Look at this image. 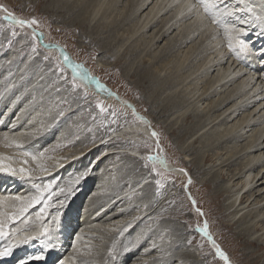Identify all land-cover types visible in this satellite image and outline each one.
<instances>
[{"label": "rangeland", "instance_id": "1", "mask_svg": "<svg viewBox=\"0 0 264 264\" xmlns=\"http://www.w3.org/2000/svg\"><path fill=\"white\" fill-rule=\"evenodd\" d=\"M65 1L66 4L60 7L62 11L58 12L52 10L50 0H0V5L17 18L26 20L35 18L38 23L31 26L41 32L43 42L62 47L76 62L83 65L94 78L96 77L104 85H108L125 102H120L111 93L99 92L94 88L93 85L95 84L84 85L76 75L75 77L70 72L68 65L62 61L54 49L45 48L40 43L37 34V38L33 39L34 31L32 28L12 25L4 19L7 12L0 10V81H5L6 78L10 77L9 74L14 73L15 76L10 78V84L4 93L10 88L12 92L9 101L10 103L17 102L11 108V112L7 114L8 120L14 117L16 109L19 108V111L21 109L20 124L21 126L24 124L22 126L24 132H20L25 134L26 132L47 131L46 137L38 142H36L37 139H34L33 142L29 143L30 145L20 144L22 147L16 149L18 151L17 156L18 159L19 157L22 158L25 163L21 161L18 164L21 163L22 169L27 171L34 165L33 168L35 171L38 170V174L50 163H56L57 160L54 161V159H60L64 155L62 152L68 151V155L77 149H82L86 153L85 156H82L86 159L85 162L80 161L76 167L74 166L76 164L68 165L61 172L58 171L60 168L58 170L53 169L47 177L41 178L36 186H30L25 192H22V186L19 187L21 190H15L14 193H11L10 188L6 190L7 192L10 191L9 194H13L12 196L18 195L27 202H32L36 197L40 198L39 203L32 202V205L27 208L28 211L30 210L28 216L33 214L37 216L31 220L29 225L38 224L43 218L45 220V217L50 215L51 207L54 209L52 212L55 214L51 215L54 219L62 216L59 217V221H63L65 214L76 209L75 214L73 216L70 214L68 218V222L71 221L73 225L68 224L67 236L71 233L72 235L67 241L64 253L71 251L70 249L73 247L71 241L85 227L83 226V222H85L86 230L93 227L101 232L98 233L99 239L91 240L90 238L88 241L91 242L83 243L84 246L89 245V250H82L87 251V256L96 253L100 255V253L105 252L112 241L114 242V239L120 237V230L128 227L125 233L126 240L128 238L127 242H131V239L135 237H139V240L142 239L141 242L144 241V238L146 240L139 245L138 249L135 250L136 252L132 253L131 259L121 261L119 264H142L144 257L147 259L144 264H148V262L149 264H156L157 261L161 262L159 261L160 258H164L162 260L165 264H225V261L216 253L217 246L228 257V264H263L264 247L260 248L257 244L250 245L247 239L245 240L246 235L242 237L238 234L247 223L239 224V221L234 223L237 218L232 219L228 215L227 200L225 199L227 193L224 191L231 182L221 179L223 174L224 176L225 174L229 175L231 170L237 172V168L243 160H238L230 168L226 165L215 166L219 163V161L214 163L217 158L225 159L231 155L230 151H232L231 148L212 149L213 145L221 140V134L217 130L213 131V127L212 130H208V134L201 137L200 134H197L194 139H187L188 127L196 123L198 117L195 118L194 116L199 109L195 110L191 104L182 109L185 110L182 116L176 118L177 113H175L166 119V116L162 115L161 109L170 95L165 97L163 102L161 100L167 91L158 99L156 96L150 95L151 89L144 83V79H140L138 73L144 70V67L151 66L154 72L159 74L158 79L160 81L168 79L177 86L176 89L175 87L171 89V100H179L185 105L188 103L185 100H187L194 85L188 84L191 77L184 82L185 84L183 82L177 83L176 80L184 77V74H190L197 68L201 62V60H197L200 55L196 59L192 61L188 59L183 65H180L179 54L183 55L190 48L185 47L177 50L174 47L175 49L173 48L163 59L162 65L166 64L165 69L158 73L159 67L152 66L155 57L162 56L163 53L160 51L167 48L168 43L172 46L173 41L169 42V40L164 39L152 51L156 45L151 48L149 47L151 44L148 46V35H150L151 30L147 32L145 30L138 31L136 34H132V30L138 26L135 20L122 21L118 25L120 29L116 33L113 26L120 19L114 23L110 22V24H106L101 19L89 23L87 20L81 22L82 18L88 15L91 8L90 4L94 0H88L86 5L72 16H67L68 12L65 13V10L71 9L76 3L79 4L86 0ZM140 1L142 0H124L126 7L123 8V12H127V4L139 3ZM121 4L124 7L123 2H119L118 5L121 6ZM114 9L115 7H111L108 12H113ZM167 17L168 15L164 16V19ZM192 21L195 24L197 22L193 17L186 20L184 24H181L182 21L178 22V24L180 23L178 39L182 38L183 32L186 33L198 27L195 24L193 26ZM160 24H157L155 30L159 28ZM203 27L204 24L202 23V26L194 31L193 36L203 31ZM13 31L17 33L16 36L12 35ZM173 33L172 35H174ZM131 34L133 36H130ZM250 36L248 34L247 38ZM202 39L204 36L198 34L194 43L191 42L188 46L193 44V48H195ZM117 43L122 45L119 50L114 47ZM33 44L36 45V51H33ZM256 46L259 47L260 45L256 44ZM207 48L209 47L199 46L197 51L201 49L204 51ZM180 50L182 52H179ZM198 73L200 72L198 71ZM206 75L198 81V83L200 82L199 86L206 85L209 73ZM73 84L78 87H74ZM178 84L180 85L178 86ZM232 87L230 86L226 92L230 91ZM202 90L203 88H201ZM219 101L220 99L216 96L206 107L204 105L203 113L206 114L207 112V114L203 119H206L210 114L208 112L209 107ZM211 103L212 105H210ZM130 105L135 108L137 113L150 121L148 123L157 133L158 141L153 142L148 136L135 132H133L135 135L126 134L111 138V134L116 130L127 124L138 122L129 107ZM5 107H8V104L2 106L0 116L5 113ZM101 108L104 110L101 111ZM31 111L32 113L36 111L35 113L38 114L36 119L38 124H34L32 128H30L28 121L25 122V119L33 116ZM254 131L253 134L256 133V130ZM62 136L63 138H61ZM197 138L199 139L194 141ZM61 140L63 141L61 142ZM93 144H96V148L91 151L89 146ZM187 145H189L190 150L188 156H185L183 150ZM46 148L50 151L44 153ZM29 149L30 155L24 156L25 151L27 152ZM129 149L137 150L139 157H132L125 152H120ZM22 150H24V155ZM57 153L61 155L58 157ZM149 157H153V159H149ZM161 159L170 165L167 167L169 169L163 168ZM115 164L117 167L112 169L111 167ZM170 167L176 170H171ZM209 169L211 170L209 171ZM216 174L218 175L217 183L211 185L209 182L212 181V176ZM26 175L30 177L28 174ZM41 175L44 174H39V176ZM31 176H33L32 173ZM63 181L62 189L59 184ZM99 181L103 183H99ZM129 186L135 188L127 190L131 188ZM96 189L100 190V193H96L98 191ZM58 190L62 191L57 193ZM117 192H122L120 197L118 196V199L113 198ZM74 199L75 203L73 202ZM101 200H104L105 203L109 200L112 201L109 202L107 209L100 210L99 213L95 212L99 208H103L104 201ZM55 202H58L56 206ZM71 204L73 205L72 208ZM118 211L120 212L119 214L116 213L117 216L114 214L111 218H106L107 214ZM0 212H3V209H0ZM94 212L96 215L90 217L89 215ZM142 212L144 214H141ZM3 216L5 217L4 214ZM21 219L24 218L14 219L15 224L19 223ZM205 223L207 224L206 233L200 231L201 228L205 227ZM252 224L253 222L250 225ZM148 232H151L149 236H147ZM156 241H159V245H163L160 252L142 254V249L151 246V244L156 248L158 245L154 244ZM261 242L264 244V240ZM105 257L107 259V256ZM112 257H114L113 264H117L119 258H115V255L111 254L109 260ZM168 257H170V261ZM178 260L182 261L178 262Z\"/></svg>", "mask_w": 264, "mask_h": 264}, {"label": "bare ground", "instance_id": "2", "mask_svg": "<svg viewBox=\"0 0 264 264\" xmlns=\"http://www.w3.org/2000/svg\"><path fill=\"white\" fill-rule=\"evenodd\" d=\"M87 2L88 0L80 2L79 4L76 3V5L71 9L65 10V13L68 12L66 15L72 16L74 13L83 8ZM119 2H123L124 7L122 4L121 6L118 5ZM125 3L126 2H124V0H94V2L90 4L91 8L88 15L84 16L81 22H83V20H87V23H89L91 21H98L101 19L104 20L106 24H110V22L114 23V21L117 22L120 19V21L113 26L116 33H118L117 31L120 29L118 25L121 24L122 21L135 20L138 26L135 30H132V34L134 35L138 31L140 32L145 30L147 32L148 30H151L150 35H148L149 41H147L148 46L151 44V46H149L150 48L153 45H156V47L153 48L152 51H154L159 46V43L164 39L169 40V42L173 41L172 46L170 45V43H168L167 48H163L160 51L163 53L162 56L155 57L152 66L159 67L158 73L159 71L161 72L162 69H165L166 64L162 65L163 59H165L164 57L174 47L177 50L185 47L188 49L190 48L183 55L179 54L178 61L180 62V65H183L188 59L192 61L196 59L198 55H200L197 60H201V62L197 65V68L190 74H184V77L176 80L177 83H184L191 77L188 80V84L194 85L192 91L187 97V100H185L188 101V103L185 105L180 103L181 101L179 102V100H171V89H173L174 87L176 89L177 86L174 85L175 83H171V81L168 79H161L162 81H160L158 79L159 74H157V72H154L151 66L144 67V70L139 71L138 73L140 79H144V83H146L147 86H149V89H151L150 95H152L153 97L156 96V99L160 98V96H162L166 91L167 93H169H166L164 98L161 100L163 102L165 100V97L170 95L164 107H162L161 109L162 115L166 116V119H168V117L174 115L175 113H177L176 118L182 116L185 111L182 109H185V107L187 108L188 105L191 104L193 107H195V110L199 109L194 116L195 118L198 117L196 123L188 127L187 132H189V135L187 139L192 140L197 134H200V137L208 134V130H212L213 127V131L217 130V132L221 134V140H218L219 142L213 145L212 149L220 150L231 148L232 151H230L231 155L229 157H226L225 159L217 158V161L214 163H217L218 161L219 163H217L215 166L226 165L230 168V166L234 165L238 160H243L241 164L239 162L240 165L237 168V172H233L231 170L229 175L225 174L224 176L223 174L221 176L222 180L226 179L227 182H231V184L224 191L227 193L225 199L227 200L228 215L232 219L237 218L236 222L234 223H237V221H239V224L247 223L245 228H242L241 231L238 232L239 236L242 235V237H245L246 235L247 238L245 237V240L247 239V242L250 245L257 244L260 248L264 247L263 242H261L264 240V0H203V2H201V0H142L139 3L132 2L130 4H127V12H123V8L126 7ZM50 4L52 10L58 12L62 11L60 7L65 5L66 1L50 0ZM205 6H207L208 8L207 12H205L204 10ZM111 7H115L114 11L108 12ZM227 13H231V15H228ZM166 15H168V17L164 19V16ZM192 17L197 21L196 24L194 23V21H192V25H197L198 27L186 33L183 32L181 36L182 38L178 39L177 36L180 35V30L178 28L180 23L178 24V22L182 21L181 24H184L186 20H190ZM158 23L161 24L159 28L155 30ZM202 23L204 24L203 31H200L193 36L194 31L198 30L199 27L202 26ZM178 31L179 33H177ZM172 33L174 35H172ZM238 33L240 34L239 39H242L247 45V50L244 52L240 51L239 44L237 43ZM132 34L130 36H133ZM198 34L204 36V39L200 40L198 46L195 48H193V44L192 46H188L189 43H194ZM248 34L251 36L247 38ZM229 43L232 44L231 48L229 47ZM256 44H259L260 46L257 47ZM169 46L171 47L169 48ZM199 46H202L203 48H209L204 51L202 49L197 51L199 49ZM114 47L118 48L119 50L122 45H118L117 43V45H115ZM60 48L61 47L53 49L60 55L62 61L68 65L70 72L74 76L76 75L77 78L81 80L82 83H84V85L89 86V84H93L90 81L94 77L89 73V71L83 65L76 62L75 59H73L69 55V53L66 52V50ZM60 50H63V55L61 54L62 52ZM179 52H182V50H180ZM65 56L68 57L67 61H65L64 59ZM190 57L192 58L190 59ZM198 71L200 73H198ZM207 73H209V75L207 77L206 85L199 86L198 84L200 82L198 83V81ZM9 75L10 77L6 78L5 81H0V110L4 104H8V107L4 108L5 113L0 116V168L10 169L9 171H0V209H3V212H0V225H3L2 232H0V251H3L5 248L11 247L16 243L18 239L22 237L35 236L45 228L49 230V234L44 237L31 239L27 243L16 244L15 247H12V251L9 256L0 257V264H20V261L28 260L29 257H34L39 254H43V260H29L28 264L44 263L46 257L48 261L47 264H113L114 257L109 260V256L111 254H114L115 258H119L117 264H119L121 261L131 259L130 257H132V253L136 252L135 250H137L139 245L143 244L146 239L144 238V241L141 242L142 239L139 240V237H135L134 239H131V242H127L128 238L126 240L125 233L127 232L126 230L128 229V227L127 229L123 230L119 229L120 237L114 239V242L112 241L105 252L100 253V255H97L98 253H96L87 256V251L85 252L82 250H89V245L84 246L83 243L91 242L88 241L90 238L91 240L99 239L100 237L98 233L101 232L99 231V229H95L93 227L86 230L85 222H83V226L85 227H83V229H81L80 232L75 237H73V240L71 241V246H73L71 249L69 248L71 251H69L68 253H64L67 241L69 240V238H71L72 235L71 233L69 234V236H67L69 232L68 224L73 225L71 221L68 222V218L70 214L71 216L75 214L76 209H73L72 212L65 214L63 217V221H59V217L62 216L56 217V219H54L51 215L55 213L52 212V210L54 209H52L51 207V209L49 210L50 215L48 214L49 216L45 217V220L43 218L38 224L29 225V223H31V220L37 217L36 214L28 216L30 210L21 213L20 209L25 207L28 208V205H32V202L22 200L21 197H18V195H14V197L12 196L13 194H9L10 191H6L10 188L11 193L16 192L15 190L21 189H23L22 192H25L30 188V186H36L41 178L47 177L50 174L49 172H51L53 169L58 170L60 168L58 171L61 172L63 171L64 167L68 165L73 166L74 164H76L74 165L76 167L78 166V163L80 161H86V159L82 157L86 155V153H84L85 150L83 151L82 149H77L70 154L68 153V155V151H66L65 153L62 152V154L66 155L64 159H62L64 155L61 156L60 159H54V161L57 160L56 163H50L48 167L39 171L38 174V170L35 171V169L33 168L34 165L29 168V171L25 169L23 172L20 171L22 167L20 166L21 163H18L21 161H23V163L25 162L20 157L18 159V151L16 149L22 147L20 145L21 143L29 144L33 142L34 139H37L36 142H38L40 139L46 137L45 135H47V131H40L37 133L26 132L24 134L22 127L24 124L22 126L20 124L21 109L19 111V108L16 109L14 117L11 118V120H8L9 116L7 114L11 112V108L15 106V103H17L14 100L15 98L13 99L15 103H10L9 101V97L12 92L10 88L6 92L8 93L7 97L6 93H4L6 87H8V85L10 84V78L15 76L14 73ZM100 83L103 84L101 81ZM179 85L180 84H178V86ZM93 86L96 90L102 92L103 94L113 92L112 89L106 84V87L104 89H99L98 87L100 86L97 85ZM230 86H233L232 89L226 92V90H228ZM201 88H203L202 91ZM225 92L226 95L224 96ZM116 95L118 96V94ZM216 96L220 99V101L216 104L214 103L213 106L209 107L208 112H210V114L208 113V117H206V119H203V117H205L207 114V112L206 114L205 112L203 113V110H205L204 108ZM116 99L120 100V102H125V100L122 99L120 95ZM210 105H212V103ZM38 111L40 110L38 109ZM35 112L36 111H33V114L31 111V114L33 116L25 119V122L28 121V123L30 124V128H32L34 124H38V121L36 120L38 114ZM143 118L145 117L143 116ZM149 123L138 119V122L127 124L121 129L116 130L111 134V138L126 134H134L133 132H135L137 134H144L148 136L151 141L155 142L156 138L152 136L150 130L152 126ZM254 130H256L255 134H253V132H255ZM61 138H63V136ZM198 139L199 138L195 139L194 141H197ZM63 140H61V142ZM188 146L189 145H187L183 150L185 156H188L190 150ZM95 148L96 144L89 146V150L91 151ZM30 149L27 152L25 151V155L23 154L24 150H22V154L24 156L30 155ZM46 151L49 152L50 150L46 148L44 150V153ZM120 152H125L132 157H139L138 151L135 149L122 150ZM59 155L61 154L59 153ZM59 155L57 153L58 157ZM167 166L169 167L170 165L167 164ZM116 167L117 165L115 164L111 168L113 169ZM31 170L34 172H32ZM210 170L211 169H209V171ZM31 173L33 176H31ZM26 174H28V176L30 177H27ZM39 174L44 175L39 176ZM215 176H212V181L209 182L211 185H215L217 183L218 175L216 174ZM100 182L102 181H99V183ZM63 183L64 181L59 184V186H62V189L64 185ZM20 186H22L21 189L19 188ZM134 186L133 188L129 186L131 188L127 190L134 189ZM61 191L62 190H58L57 193ZM96 193H100V190L96 191ZM120 193L122 192H117L115 196H113V198L116 197V199H118L120 197ZM110 201L112 200H109L106 203L104 201L103 208H99V210L95 212L99 213L100 210L107 209L108 205L111 203ZM73 202L75 203V199L73 200ZM57 204L58 202H55V206ZM72 207L73 205L71 204V208ZM86 211L88 212V210ZM95 212L89 216L92 217L94 214L96 215ZM119 212L120 211L109 213L106 215V218L109 219L114 214H119ZM3 214L5 215V217L3 216ZM141 214H144V212H142ZM21 217L24 219H21L19 223L15 224L14 219ZM250 222H253V224L250 225ZM114 227L117 229L116 226ZM150 233L151 232H148L147 236H149ZM66 237L67 239L65 240ZM158 243L159 241L154 242L155 245H157ZM162 246V244H158L155 248L153 247V244H151V246L142 249V254L160 252ZM105 256H107V259ZM168 258L170 261V257ZM162 259L164 258H160L159 261L161 262L157 261L156 264H165ZM180 261L182 260H178V262ZM146 262L147 259L144 257L142 259V264Z\"/></svg>", "mask_w": 264, "mask_h": 264}, {"label": "snow or ice", "instance_id": "3", "mask_svg": "<svg viewBox=\"0 0 264 264\" xmlns=\"http://www.w3.org/2000/svg\"><path fill=\"white\" fill-rule=\"evenodd\" d=\"M201 2H203V0H201ZM0 10H5L7 11L6 9H3V6L0 5ZM205 12L208 11V8L207 6H205ZM228 15H231V13H227ZM4 19L8 20L12 25H18L20 26L21 28L25 27V26H31L33 24H36L38 23L36 21L35 18H32L30 20H26V19H23V18H17L14 14H12L11 12H7V14L4 16ZM216 22V21H214ZM12 35L13 36H16L17 33L15 31L12 32ZM33 36V39L35 40L37 37H36V33L33 32L32 34ZM239 36L240 34L238 33L237 34V43L239 44V48H240V51L241 52H244L247 50V45L245 44V42L242 40V39H239ZM229 47L231 48L232 47V44L229 43ZM33 51H36V45L33 44ZM45 59H48V57H45ZM65 61L68 60V57L65 56L64 57ZM74 87H78L77 85L73 84ZM99 107V104L97 105ZM104 109L101 108V111H103ZM153 136L156 135L155 132L152 133ZM149 159H153V157H149ZM161 163H163V161H161ZM10 169L8 168H0V171H9ZM21 172L24 171V169H21L20 170ZM155 171V170H153ZM33 203H39L40 202V198L39 197H36L33 201ZM31 205H28V207H30ZM27 211V207L25 208H21L20 209V212L23 213ZM43 212V209L41 210ZM206 228H207V224L205 223V227L204 228H201L200 231L201 232H205L206 233ZM2 229H3V225H0V232H2ZM49 234V230L47 228H45L44 230H42L40 233H37L35 236H31V237H22L20 239H18L16 241L15 244H13L11 247H8V248H5L3 251H0V257H6V256H9L11 254V251H12V247H15L16 244H22V243H27L29 240L31 239H35L37 237H44V236H47ZM209 239L211 240V237H209ZM111 251V250H110ZM216 253L218 256H220L224 261H225V264H228V257L219 249V247L217 246L216 247ZM44 259V256L43 254H39V255H36L34 257H29L28 260H22L20 261V264H28V261L29 260H43Z\"/></svg>", "mask_w": 264, "mask_h": 264}, {"label": "water", "instance_id": "4", "mask_svg": "<svg viewBox=\"0 0 264 264\" xmlns=\"http://www.w3.org/2000/svg\"><path fill=\"white\" fill-rule=\"evenodd\" d=\"M3 9H5V7H3ZM5 11V10H4ZM5 12H9L8 10L7 11H5ZM30 28H32V26H30ZM32 30L38 35V37H39V40H40V43L45 47V48H58V47H60L59 45H57V44H50V43H45V42H43V40H42V34H41V32L40 31H38V30H36V29H34V28H32ZM62 48V47H61ZM60 48V49H61ZM62 53V55L64 54V52H63V50H60ZM90 82H92L93 84H95V85H97V86H100V87H98L99 89H104L106 86L104 85V84H101L100 83V81L98 80V78H93ZM112 95H114L115 96V98H118V96L116 95V93H114V92H112L111 93ZM131 109H132V111H133V113L135 114V116H136V118H138V119H140V120H142V121H145V122H147L148 123V121L145 119V118H143V116L141 115V114H139V113H137L136 112V110H135V108L132 106V105H130L129 106ZM150 130H151V133H153V132H155L154 131V129L153 128H150ZM156 133V132H155ZM157 134V133H156ZM153 136V135H152ZM154 138H156L157 136L155 135V136H153ZM156 141H158V139L156 138ZM162 161H163V168H166V169H168L167 167V164H166V162L164 161V159H161ZM170 169L171 170H176V169H174V168H171L170 167ZM189 194V193H188ZM191 200H192V198H191ZM193 202V201H192ZM214 246H215V243H214Z\"/></svg>", "mask_w": 264, "mask_h": 264}, {"label": "clouds", "instance_id": "5", "mask_svg": "<svg viewBox=\"0 0 264 264\" xmlns=\"http://www.w3.org/2000/svg\"><path fill=\"white\" fill-rule=\"evenodd\" d=\"M48 253H50V252H48Z\"/></svg>", "mask_w": 264, "mask_h": 264}]
</instances>
